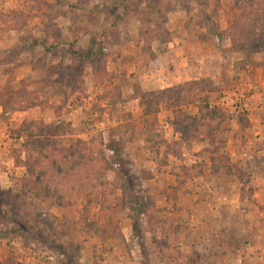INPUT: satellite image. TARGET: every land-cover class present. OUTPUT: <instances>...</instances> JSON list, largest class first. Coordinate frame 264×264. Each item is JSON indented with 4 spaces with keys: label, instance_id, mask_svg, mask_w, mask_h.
I'll list each match as a JSON object with an SVG mask.
<instances>
[{
    "label": "rangeland",
    "instance_id": "rangeland-1",
    "mask_svg": "<svg viewBox=\"0 0 264 264\" xmlns=\"http://www.w3.org/2000/svg\"><path fill=\"white\" fill-rule=\"evenodd\" d=\"M180 84L146 115L142 92ZM260 247L264 0H0V264H264Z\"/></svg>",
    "mask_w": 264,
    "mask_h": 264
},
{
    "label": "trees",
    "instance_id": "trees-1",
    "mask_svg": "<svg viewBox=\"0 0 264 264\" xmlns=\"http://www.w3.org/2000/svg\"><path fill=\"white\" fill-rule=\"evenodd\" d=\"M251 25L254 27L255 23H252ZM34 43L43 46V48L47 49V50H49L51 48L50 45L48 46L45 44L44 39L43 40L34 39ZM261 46H262V44L257 45L254 48H261ZM100 54H101V48L97 49L94 46H91L87 51L82 50V51L77 52L78 57L80 56V57H82V59H86V60H92L95 56H100ZM189 83L197 85L198 81L194 82V83L193 82H187L186 84L190 85ZM212 83L213 82H208V85L210 88H212L214 86L213 85L214 83L213 84ZM185 89L186 88L184 87V85L180 84V85H177L175 87L160 89V90L156 91L155 93H153V92H142V94L139 95V100L143 104L144 112L146 113V115H148L150 113H155L159 110V103L161 100L166 101L171 106H178V104L180 103V100L183 98L182 94L184 93ZM216 108H217L216 105L208 107V103L205 104V109H208L207 112L211 118L216 117V115H217V109ZM27 130H28V136H30L32 133V126H29L27 128ZM36 142H32L31 144L34 145V144H36ZM37 146L42 147V149H44V150L49 149L48 143L37 142ZM51 149H53L56 152H60V149L56 145ZM61 160L65 161L66 158L63 157Z\"/></svg>",
    "mask_w": 264,
    "mask_h": 264
},
{
    "label": "crops",
    "instance_id": "crops-1",
    "mask_svg": "<svg viewBox=\"0 0 264 264\" xmlns=\"http://www.w3.org/2000/svg\"><path fill=\"white\" fill-rule=\"evenodd\" d=\"M258 248H259V247H258ZM258 248H257V249H258ZM260 251H261V252H262V251L264 252V247H263V248L260 247Z\"/></svg>",
    "mask_w": 264,
    "mask_h": 264
}]
</instances>
